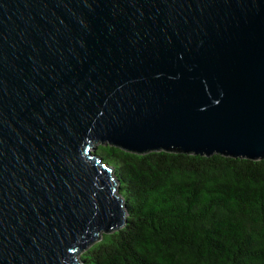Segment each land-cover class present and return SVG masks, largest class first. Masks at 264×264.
<instances>
[{
  "label": "water",
  "instance_id": "95a60500",
  "mask_svg": "<svg viewBox=\"0 0 264 264\" xmlns=\"http://www.w3.org/2000/svg\"><path fill=\"white\" fill-rule=\"evenodd\" d=\"M97 144L264 159V0H0V264L124 225Z\"/></svg>",
  "mask_w": 264,
  "mask_h": 264
},
{
  "label": "trees",
  "instance_id": "16d2710c",
  "mask_svg": "<svg viewBox=\"0 0 264 264\" xmlns=\"http://www.w3.org/2000/svg\"><path fill=\"white\" fill-rule=\"evenodd\" d=\"M95 148L125 222L79 264H264V159Z\"/></svg>",
  "mask_w": 264,
  "mask_h": 264
}]
</instances>
